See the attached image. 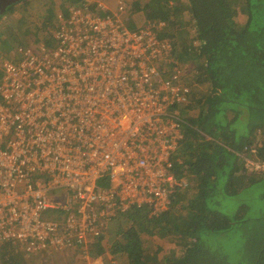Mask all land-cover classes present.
<instances>
[{
  "label": "built area",
  "instance_id": "obj_1",
  "mask_svg": "<svg viewBox=\"0 0 264 264\" xmlns=\"http://www.w3.org/2000/svg\"><path fill=\"white\" fill-rule=\"evenodd\" d=\"M127 8L77 0L51 38L0 55V264L6 244L25 257L78 250L89 260L116 218L160 214L189 184L175 163L190 67L160 36L166 21L132 25ZM245 151V167L264 173L259 150ZM55 189L63 203L47 195Z\"/></svg>",
  "mask_w": 264,
  "mask_h": 264
},
{
  "label": "trees",
  "instance_id": "obj_2",
  "mask_svg": "<svg viewBox=\"0 0 264 264\" xmlns=\"http://www.w3.org/2000/svg\"><path fill=\"white\" fill-rule=\"evenodd\" d=\"M145 9L149 18L171 25L160 36L190 67L191 113L184 116L188 125L176 152L181 162L175 163L189 184L160 214L130 209L120 215L109 252L127 257L125 264H264V190L251 195L264 174L249 171L238 155H251L245 151L251 146L264 159V0H150ZM226 233L237 242L217 239ZM101 242L99 254L106 251ZM164 243L171 253L161 256ZM17 250L4 245L3 264L32 261Z\"/></svg>",
  "mask_w": 264,
  "mask_h": 264
},
{
  "label": "rangeland",
  "instance_id": "obj_3",
  "mask_svg": "<svg viewBox=\"0 0 264 264\" xmlns=\"http://www.w3.org/2000/svg\"><path fill=\"white\" fill-rule=\"evenodd\" d=\"M94 1H102L112 10H116L118 2V0H109L111 4H113L112 6H110L107 3V0ZM149 1L150 0H126V3L128 4L127 11L124 13V18L126 19V21L132 25L142 24L148 16L145 5ZM70 2L71 1L68 0H28L27 4H19L12 13H6L4 16H2L0 18V55L11 57V50L17 43L35 45L42 42L43 40L51 38L55 27L56 16L59 13L64 12L65 9L62 8V5L65 4L64 7H68ZM51 15L55 16L51 23L48 25V23H45V20L47 16ZM45 24L47 25V27H44ZM171 28V25L168 23L166 30L168 29L170 31ZM191 31L194 32V27ZM190 76L191 74L188 76V78ZM178 109L186 118L191 113V111H188L186 109V105H179ZM243 118H246V114ZM109 185L110 184L108 183L107 186ZM255 188L256 189L252 190L251 195H259V191H261L262 189L264 190V179L259 184H257ZM62 194L63 192L60 189H55L54 192H47L49 198L55 199L60 203L64 202ZM232 206H234V204H232ZM259 206L260 203H256V210L254 214L260 213ZM261 207L264 208V205L261 204ZM48 214L49 212L45 213V216H47ZM114 221L111 223L110 228L106 232V234L100 239L102 241L101 246L106 249V251L104 252L103 262H101L100 260L97 261L94 258L95 253L100 248L99 245L94 244L89 245L87 249V253L89 254V259L91 261L83 258V254L78 250H65L52 254H43L39 257H25L22 253L21 254L28 261L34 260L30 261L29 264H83V262L84 264H89L90 262L92 264H125L127 262V257L113 256L109 252V249L112 247L116 240L115 231L112 230V227L115 223ZM229 234L230 233H226V235L221 234L217 237V239L223 242L224 237H226V244L228 246L233 245V243L237 242V240H229ZM249 245L252 247L253 243L250 241ZM164 246L165 249L161 256L164 253L166 255L171 253V251H168L167 249L168 244L164 243ZM17 251L19 252L20 249ZM176 252L179 253L180 249L178 248ZM166 255H164L163 258H165Z\"/></svg>",
  "mask_w": 264,
  "mask_h": 264
},
{
  "label": "water",
  "instance_id": "obj_4",
  "mask_svg": "<svg viewBox=\"0 0 264 264\" xmlns=\"http://www.w3.org/2000/svg\"><path fill=\"white\" fill-rule=\"evenodd\" d=\"M20 1L21 0H0V15L6 13L11 5L16 4Z\"/></svg>",
  "mask_w": 264,
  "mask_h": 264
},
{
  "label": "crops",
  "instance_id": "obj_5",
  "mask_svg": "<svg viewBox=\"0 0 264 264\" xmlns=\"http://www.w3.org/2000/svg\"><path fill=\"white\" fill-rule=\"evenodd\" d=\"M107 1H108L107 3H108L110 6L113 5V4H111V2H110L109 0H107ZM109 2H110V3H109ZM103 257H104V253H103V254H99L98 252H96L94 258H95L97 261L100 260L101 262H103ZM32 261H34V260H32ZM88 261H91V260L89 259ZM90 263H91V262H90ZM90 263H89V264H90ZM83 264H84V262H83ZM91 264H92V263H91Z\"/></svg>",
  "mask_w": 264,
  "mask_h": 264
},
{
  "label": "clouds",
  "instance_id": "obj_6",
  "mask_svg": "<svg viewBox=\"0 0 264 264\" xmlns=\"http://www.w3.org/2000/svg\"><path fill=\"white\" fill-rule=\"evenodd\" d=\"M257 173V172H256ZM264 174V173H263Z\"/></svg>",
  "mask_w": 264,
  "mask_h": 264
}]
</instances>
